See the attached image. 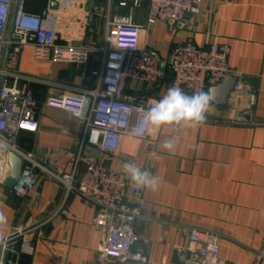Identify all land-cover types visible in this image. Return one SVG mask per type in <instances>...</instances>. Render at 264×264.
<instances>
[{
  "label": "crops",
  "instance_id": "0c3cea01",
  "mask_svg": "<svg viewBox=\"0 0 264 264\" xmlns=\"http://www.w3.org/2000/svg\"><path fill=\"white\" fill-rule=\"evenodd\" d=\"M119 1L24 0V10L40 16L55 31L57 43L69 41L89 49L85 64L34 58L29 43L18 46L8 22L0 69L45 81L25 84L35 102L38 130L15 135L17 153L61 175L74 171L75 182L88 156L117 171L124 184L123 202L138 206L142 213L133 225L137 238L133 251L141 252L146 262L131 264H184L179 260L183 254L189 262L196 261L187 239L191 229L219 236V258L224 264H264V0H200V12L187 16L180 28L163 23L147 26L146 2L132 8L120 7ZM114 17H129L143 28V43L165 63V76L155 87L127 80L125 95H148L155 88L161 93L170 82L169 56L185 35H191L198 47L214 38L229 47V75L248 88L250 96L229 94L220 110L209 105L204 123L196 128L166 126L143 138L127 133L114 153L99 154L84 146L74 168L83 123L46 104L47 97L63 93L49 83L88 90L98 86L92 73L101 68V48ZM246 112L252 114L251 122L235 120ZM166 139L176 145L173 152L162 147ZM126 162L149 170L159 180V188L141 187V195L135 197L131 186L137 184L125 173ZM7 170L0 156V213L7 219L4 235L35 229L24 235L25 244L19 238L6 250L0 249V264H96L104 239L94 225L96 208L74 191L67 195L42 171H37L27 195L20 196L2 184Z\"/></svg>",
  "mask_w": 264,
  "mask_h": 264
},
{
  "label": "built area",
  "instance_id": "2783aa9c",
  "mask_svg": "<svg viewBox=\"0 0 264 264\" xmlns=\"http://www.w3.org/2000/svg\"><path fill=\"white\" fill-rule=\"evenodd\" d=\"M143 2L148 6L147 26L163 23L170 28H180L187 16L200 12V0H120L118 5L139 8ZM23 6L24 0H0V56L6 43L7 24L11 21L18 46L29 43L34 58L77 65L86 63L87 47L69 41L57 43L55 31L44 25L40 16L26 12ZM109 26L110 32L105 36L101 48V68L92 73L99 80L95 89L47 82L63 89V93L47 97L46 104L72 114L83 123L74 168L84 146L94 148L99 154L114 153L123 135L131 133L138 138L145 137L144 109L152 100L160 99L169 87H179L188 95L199 91L206 93L209 86L222 82L230 73L229 47L226 44H220L214 38L202 48L196 46L191 35H185L166 62L170 82L165 89L161 93L155 88L148 95L127 96L124 94L127 80H138L155 87L164 78L165 72L162 73L160 69L162 60L155 50L143 43L145 30L129 17H114ZM207 37L210 35L207 34ZM31 81L45 82L0 69V156L6 159L7 153L13 152L23 160L19 179L13 189L20 196H26L36 183L37 171L44 172L62 185L67 195L74 191L83 201L96 208L94 225L104 236L96 264L145 263L146 257L141 252L133 251L137 242L133 225L142 213L138 206L123 202L124 184L117 171L88 156L85 169L75 182L74 171L61 175L40 166L29 156L17 153L15 135L38 130L35 102L25 85ZM230 94L236 98H246L251 92L241 84H235ZM131 191L135 197L142 192L138 185H132ZM59 210L64 212L62 207ZM33 229L13 232L6 238V243L0 245V249L6 250L19 238L25 244L24 235ZM187 239L198 264H224L219 258L217 234L191 229Z\"/></svg>",
  "mask_w": 264,
  "mask_h": 264
},
{
  "label": "clouds",
  "instance_id": "9594fccd",
  "mask_svg": "<svg viewBox=\"0 0 264 264\" xmlns=\"http://www.w3.org/2000/svg\"><path fill=\"white\" fill-rule=\"evenodd\" d=\"M209 103L210 97L203 91L188 95L181 88L171 86L160 99L152 100L144 109L145 131L152 134L159 132L162 127L174 125L196 128L204 123ZM162 147L173 152L176 145L172 139H166ZM123 169L128 178L138 186L153 191L159 188V180L149 170L142 169L131 162H126ZM6 225V217L0 213V245L6 243L3 231Z\"/></svg>",
  "mask_w": 264,
  "mask_h": 264
},
{
  "label": "water",
  "instance_id": "95a60500",
  "mask_svg": "<svg viewBox=\"0 0 264 264\" xmlns=\"http://www.w3.org/2000/svg\"><path fill=\"white\" fill-rule=\"evenodd\" d=\"M89 19H92L91 15L89 16ZM160 69L162 73L165 72V63L161 64ZM235 84L236 78L228 75L222 82L209 86L206 91L210 97L209 105L215 107L217 110L225 108L229 94ZM235 120L241 122H251L252 114L250 112L239 114L236 116ZM5 160L8 170L2 179V184L7 188H13L19 179L23 167V160L13 152L7 153ZM179 260L184 264H198L196 261L189 262L186 259V254L181 255Z\"/></svg>",
  "mask_w": 264,
  "mask_h": 264
}]
</instances>
